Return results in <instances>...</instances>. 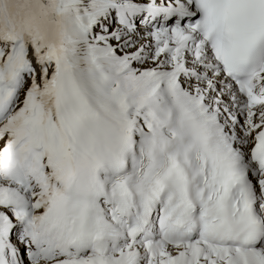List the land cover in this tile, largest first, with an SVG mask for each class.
Masks as SVG:
<instances>
[{
  "label": "snow or ice",
  "instance_id": "6c2138e0",
  "mask_svg": "<svg viewBox=\"0 0 264 264\" xmlns=\"http://www.w3.org/2000/svg\"><path fill=\"white\" fill-rule=\"evenodd\" d=\"M0 264H264V0H0Z\"/></svg>",
  "mask_w": 264,
  "mask_h": 264
}]
</instances>
